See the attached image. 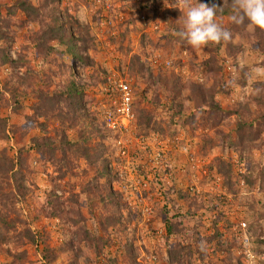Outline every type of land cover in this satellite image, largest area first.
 I'll list each match as a JSON object with an SVG mask.
<instances>
[{
    "label": "rangeland",
    "instance_id": "rangeland-1",
    "mask_svg": "<svg viewBox=\"0 0 264 264\" xmlns=\"http://www.w3.org/2000/svg\"><path fill=\"white\" fill-rule=\"evenodd\" d=\"M200 2L231 42L181 40L184 0H0V264H264V29Z\"/></svg>",
    "mask_w": 264,
    "mask_h": 264
},
{
    "label": "clouds",
    "instance_id": "clouds-1",
    "mask_svg": "<svg viewBox=\"0 0 264 264\" xmlns=\"http://www.w3.org/2000/svg\"><path fill=\"white\" fill-rule=\"evenodd\" d=\"M230 22L264 29V0H231ZM183 24L176 35L192 48H201L209 44L228 43L233 33L217 21V13L223 7L209 5L197 0H184Z\"/></svg>",
    "mask_w": 264,
    "mask_h": 264
},
{
    "label": "built area",
    "instance_id": "built-area-1",
    "mask_svg": "<svg viewBox=\"0 0 264 264\" xmlns=\"http://www.w3.org/2000/svg\"><path fill=\"white\" fill-rule=\"evenodd\" d=\"M113 84L114 89V110H107L105 112V124L108 130L116 132L118 136L117 143L119 149H122L123 140L122 134L129 130L135 121V115L133 111V91L129 82L123 78L113 81L109 80ZM246 224H244V227Z\"/></svg>",
    "mask_w": 264,
    "mask_h": 264
},
{
    "label": "trees",
    "instance_id": "trees-1",
    "mask_svg": "<svg viewBox=\"0 0 264 264\" xmlns=\"http://www.w3.org/2000/svg\"><path fill=\"white\" fill-rule=\"evenodd\" d=\"M14 7L19 9L20 11L25 12V14L27 16H29V17H37L39 15V13H40V8H37V7L33 6L29 2L28 3L27 2H18V3H16V5H14ZM13 12H15V11L13 10ZM225 13H227V12H225V11L221 12V14H225ZM64 24L65 23L61 22L59 20V18L56 19V20L54 18L53 24H51L49 26V27L52 28V31H51L52 34L51 35L49 34L51 36V39H53V37L55 35H60L57 39H58L59 43L66 48V53L71 55L74 60H76V61L78 60V61H80L82 63H85V60L89 59V58L88 57L85 58L83 56L82 48L78 45V42L75 39V37L71 36V37L68 38L66 36V34H65L66 30L64 28L65 27ZM53 34H55V35L53 36ZM55 39L56 38H54V40ZM71 91H72L73 94H75V95L77 94V96H78L77 86H73ZM36 144H38V143H36ZM38 150H39V148H38ZM85 154H88V152L86 151ZM86 157H87V155H86ZM6 168H7L8 171H10L12 173V175H13L12 178L16 182H22L24 180V177H25L24 176V170L25 169H24V166H23L22 162L20 164L18 162V164L15 165L14 162L10 160L9 164L6 166ZM263 242H264V240H263Z\"/></svg>",
    "mask_w": 264,
    "mask_h": 264
}]
</instances>
